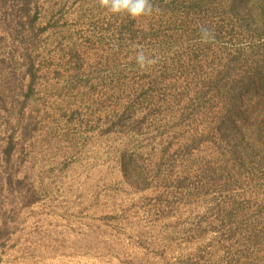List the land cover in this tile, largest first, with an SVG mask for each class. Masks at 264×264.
Returning a JSON list of instances; mask_svg holds the SVG:
<instances>
[{"label": "rangeland", "instance_id": "obj_1", "mask_svg": "<svg viewBox=\"0 0 264 264\" xmlns=\"http://www.w3.org/2000/svg\"><path fill=\"white\" fill-rule=\"evenodd\" d=\"M153 3L0 0V264H264V26L248 0Z\"/></svg>", "mask_w": 264, "mask_h": 264}, {"label": "clouds", "instance_id": "obj_2", "mask_svg": "<svg viewBox=\"0 0 264 264\" xmlns=\"http://www.w3.org/2000/svg\"><path fill=\"white\" fill-rule=\"evenodd\" d=\"M100 6L107 9L114 15L127 16L134 20L150 18L160 12L159 7L154 5L153 0H99ZM200 39L202 43H213L215 41V32L207 26L200 27ZM138 48L135 60L136 64L142 70H147L154 66L159 58L145 54L141 46Z\"/></svg>", "mask_w": 264, "mask_h": 264}, {"label": "trees", "instance_id": "obj_3", "mask_svg": "<svg viewBox=\"0 0 264 264\" xmlns=\"http://www.w3.org/2000/svg\"><path fill=\"white\" fill-rule=\"evenodd\" d=\"M248 1L252 2L251 7L253 8V10L256 11L259 21L264 26V0H248ZM263 65H261L262 68L260 66V68H258L257 71L255 72V75H257V77H256L257 79L264 78V70H263L264 66ZM245 75H247V73ZM255 80L256 79H255L254 75L253 76L252 75H247V77H243V82H242V85L240 87L242 89L247 90V91H246V94H244V95H242L241 92H239V94H237V96H239V98L237 99V104L236 105H239V108H238L239 110L242 109L241 108L242 104H244L246 106V111H249L247 109V107L253 109V105H252L253 94H256V93L259 94L258 91L257 92L254 91L255 88L257 89ZM253 114H254V111L251 112V115H253ZM243 115H245V112L242 113L241 111H239L238 113L234 114V117H235L236 121H238V120H240V116H243ZM244 122H246V119L243 120V123ZM257 138L260 139V137H257ZM252 143L253 144L259 143V145L261 143V147H263L262 146L263 143L261 142V139H260V141L257 140V139H253ZM14 149H15V142H14V139L11 138L10 142L8 144V147L6 149V152H7V155H8V160L11 159ZM125 156L126 155L123 154V165H124V167L126 166V162L125 161H127V158ZM125 170L126 169H124V171ZM13 177H14L13 174H9V180H10L11 183H12ZM144 181H146V180H144ZM30 194H31V197H30V201L29 202L30 203L36 202L37 199H38L36 191L33 189V190L30 191Z\"/></svg>", "mask_w": 264, "mask_h": 264}]
</instances>
